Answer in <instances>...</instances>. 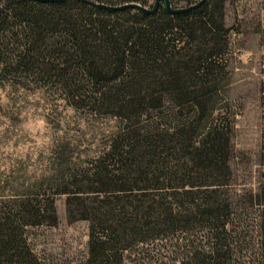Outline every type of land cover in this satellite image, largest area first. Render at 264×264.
I'll return each instance as SVG.
<instances>
[{
	"label": "trees",
	"instance_id": "16d2710c",
	"mask_svg": "<svg viewBox=\"0 0 264 264\" xmlns=\"http://www.w3.org/2000/svg\"><path fill=\"white\" fill-rule=\"evenodd\" d=\"M199 1L169 0L175 10ZM227 1L179 13L160 1L151 15L1 0L0 80L52 88L74 110L120 124L83 168L0 198V264H42L25 231L56 225L57 195L68 222L88 223L87 255L75 264H264V213L254 209L251 235L226 189L230 129L218 118L202 125L224 71Z\"/></svg>",
	"mask_w": 264,
	"mask_h": 264
},
{
	"label": "rangeland",
	"instance_id": "374dc122",
	"mask_svg": "<svg viewBox=\"0 0 264 264\" xmlns=\"http://www.w3.org/2000/svg\"><path fill=\"white\" fill-rule=\"evenodd\" d=\"M263 21L264 0L226 2L230 33L224 71L213 98L214 114L202 121L208 125L218 118L230 129L226 189L241 226L253 236L249 219L254 209L264 213V184L257 174V68ZM119 124L115 117L74 110L52 88L0 80V198L24 194L31 184L56 177L58 169L83 168L105 149ZM55 208L56 225L28 227L27 242L42 264L79 263L87 255L88 223L67 221L64 195L56 196Z\"/></svg>",
	"mask_w": 264,
	"mask_h": 264
},
{
	"label": "built area",
	"instance_id": "2783aa9c",
	"mask_svg": "<svg viewBox=\"0 0 264 264\" xmlns=\"http://www.w3.org/2000/svg\"><path fill=\"white\" fill-rule=\"evenodd\" d=\"M257 79H258V136H259V150L260 160L257 166V174L259 180L264 184V21L262 24V39L261 45L258 51V68H257Z\"/></svg>",
	"mask_w": 264,
	"mask_h": 264
},
{
	"label": "water",
	"instance_id": "95a60500",
	"mask_svg": "<svg viewBox=\"0 0 264 264\" xmlns=\"http://www.w3.org/2000/svg\"><path fill=\"white\" fill-rule=\"evenodd\" d=\"M40 2H54V1H63V0H38ZM86 4L92 6V7H95V8H107V9H112V10H121V9H124V8H129V9H135V10H139V11H142L146 14H155L157 9H158V6H159V3L160 1H164L165 2V7L167 9V11L169 13H179V12H185V11H189L191 9H194L198 6H200L203 2H205L206 0H200L199 2H197L196 4L190 6V7H187V8H180V9H172L171 6H170V2L169 0H155V3H154V6L151 10H149L148 8L146 7H143L139 4H136V3H128V4H124L122 6H118V7H108V6H105V5H102V4H96L94 2H91V1H88V0H83ZM0 9H1V0H0Z\"/></svg>",
	"mask_w": 264,
	"mask_h": 264
}]
</instances>
